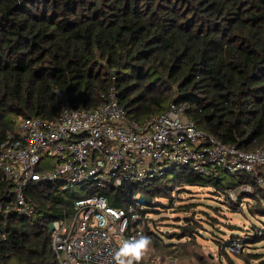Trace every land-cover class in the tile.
<instances>
[{"label": "trees", "instance_id": "obj_1", "mask_svg": "<svg viewBox=\"0 0 264 264\" xmlns=\"http://www.w3.org/2000/svg\"><path fill=\"white\" fill-rule=\"evenodd\" d=\"M113 82L130 120L175 103L224 144L254 150L264 143V0H0V142L19 119H56L57 91L68 93L74 106L92 108ZM168 173L173 179L166 174L146 181L143 192L167 198L175 187L198 185L227 197L240 189V203L250 198L248 211L264 215V191L246 176ZM247 184L251 192L242 189ZM11 185L0 175V264H57L49 226L72 212L76 194L32 182L25 193L35 212L25 215L14 207ZM184 206L191 214L195 204ZM177 227L168 236L146 227L154 255L223 264L187 251L197 231L192 217ZM246 231L247 238L232 232L218 241L228 264H239L233 256L242 264H264L263 253L248 251L264 240V222ZM235 240L243 246L238 254L228 251Z\"/></svg>", "mask_w": 264, "mask_h": 264}, {"label": "built area", "instance_id": "obj_2", "mask_svg": "<svg viewBox=\"0 0 264 264\" xmlns=\"http://www.w3.org/2000/svg\"><path fill=\"white\" fill-rule=\"evenodd\" d=\"M57 94L56 119H19L0 142V175L12 183L18 213L34 215L25 193L32 182L86 191L76 194L69 215L50 223L57 264H116L114 253L122 241L151 227L146 208H141L147 203L143 183L172 169L202 174L223 170L248 177L264 191V143L254 150L226 145L199 128L183 105L172 103L160 114L135 121L128 118L114 82L92 108L74 106L64 91ZM242 189L251 192L252 186ZM228 196L235 200L237 193L231 190ZM115 198L122 200L111 204ZM242 249L238 240L228 246L233 254Z\"/></svg>", "mask_w": 264, "mask_h": 264}, {"label": "rangeland", "instance_id": "obj_3", "mask_svg": "<svg viewBox=\"0 0 264 264\" xmlns=\"http://www.w3.org/2000/svg\"><path fill=\"white\" fill-rule=\"evenodd\" d=\"M180 169L188 168L183 167ZM261 170L264 172V169ZM167 174L169 179H173L175 175L174 173ZM226 175L229 178H239L238 175L227 173ZM213 191L212 187L209 186L184 185L175 187L167 198L160 196L153 199L147 193H144L143 198H146L147 203L142 204L141 208H147L148 202L150 203V211L147 212V217L152 219L151 226L158 229V231L166 233V236L178 231L177 226L185 224L186 217H192L197 231L193 244L186 246L187 251L197 252L216 263L222 259L223 264H228L226 256L220 250L221 245H218V241H225V239L230 238L232 232L243 239L249 237L246 230L252 234L255 232V228H262L264 215H254L248 211L246 201L251 203L250 198H246L242 204L237 198L232 200L233 203H229L228 201H231L229 196L226 197L224 194ZM237 191H239L237 192L239 194L240 189H237ZM68 192L84 195L86 191L80 186H75ZM186 203L195 204L191 214L189 213L190 211L185 212L183 210L186 209L184 206ZM203 211H207L208 214ZM232 227L239 228L233 230ZM251 245L252 247L248 248V251L264 254V240L251 243ZM152 251L153 247L150 244L143 255L146 264H199L195 257H190L186 254L179 255L176 258H173L170 254H164L165 256L158 258ZM233 259L237 263L242 264L238 257L233 256Z\"/></svg>", "mask_w": 264, "mask_h": 264}, {"label": "clouds", "instance_id": "obj_4", "mask_svg": "<svg viewBox=\"0 0 264 264\" xmlns=\"http://www.w3.org/2000/svg\"><path fill=\"white\" fill-rule=\"evenodd\" d=\"M150 244V237L145 235L124 240L115 251L113 258L116 264H134V262L138 264Z\"/></svg>", "mask_w": 264, "mask_h": 264}]
</instances>
